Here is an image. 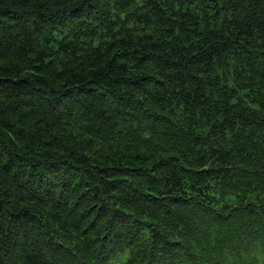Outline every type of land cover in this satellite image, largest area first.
Returning a JSON list of instances; mask_svg holds the SVG:
<instances>
[{"label":"trees","instance_id":"16d2710c","mask_svg":"<svg viewBox=\"0 0 264 264\" xmlns=\"http://www.w3.org/2000/svg\"><path fill=\"white\" fill-rule=\"evenodd\" d=\"M0 264H264V0H0Z\"/></svg>","mask_w":264,"mask_h":264}]
</instances>
